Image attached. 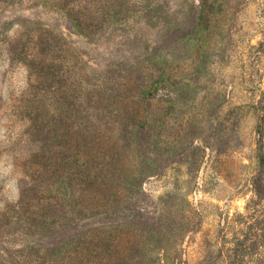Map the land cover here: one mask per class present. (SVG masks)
<instances>
[{"label": "rangeland", "instance_id": "1", "mask_svg": "<svg viewBox=\"0 0 264 264\" xmlns=\"http://www.w3.org/2000/svg\"><path fill=\"white\" fill-rule=\"evenodd\" d=\"M9 31L39 151L0 264H264V0H0Z\"/></svg>", "mask_w": 264, "mask_h": 264}, {"label": "clouds", "instance_id": "2", "mask_svg": "<svg viewBox=\"0 0 264 264\" xmlns=\"http://www.w3.org/2000/svg\"><path fill=\"white\" fill-rule=\"evenodd\" d=\"M16 39L9 31L7 39L0 40V212L21 199L22 183L27 182V177L18 162L31 152L39 151V148L28 151L23 145L25 128L14 109L15 101L26 96L35 81L30 64L26 62L32 57L13 59L11 47ZM35 143L40 145L41 142Z\"/></svg>", "mask_w": 264, "mask_h": 264}]
</instances>
